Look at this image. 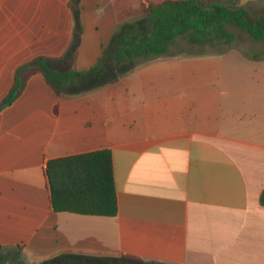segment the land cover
<instances>
[{"label":"crops","instance_id":"crops-1","mask_svg":"<svg viewBox=\"0 0 264 264\" xmlns=\"http://www.w3.org/2000/svg\"><path fill=\"white\" fill-rule=\"evenodd\" d=\"M165 1L182 0H0V105L38 58L63 66L78 40L75 68L88 70ZM24 76L0 110V249L21 248L24 264H264V91L228 85L225 53L162 57L74 95ZM243 95L262 101L253 119L233 112ZM100 150L112 152L117 216L53 212L47 163Z\"/></svg>","mask_w":264,"mask_h":264},{"label":"trees","instance_id":"trees-1","mask_svg":"<svg viewBox=\"0 0 264 264\" xmlns=\"http://www.w3.org/2000/svg\"><path fill=\"white\" fill-rule=\"evenodd\" d=\"M243 0H182L165 1L151 5L143 18L123 25L110 45L103 49L98 62L90 69L75 68L78 40L72 55L63 66H51L38 58L29 73L41 72L58 95L81 94L120 78L139 65L172 56L170 49L175 40L187 36L189 44H233L235 36L229 31L233 25L246 32L254 41L264 42V16L252 19L240 5ZM80 30L78 31V34ZM140 60V63L133 64ZM129 69L115 73L97 83L86 86L104 76L113 67L129 65ZM16 83L2 110L16 98L25 76ZM46 177L50 203L55 213H70L94 217H116L118 199L114 179L113 157L110 150L75 155L51 160L47 163ZM264 207V191L260 197ZM143 264L123 258H94L76 254H63L40 264ZM0 264H24L21 248L14 251L0 249ZM144 264H158L148 262Z\"/></svg>","mask_w":264,"mask_h":264},{"label":"rangeland","instance_id":"rangeland-1","mask_svg":"<svg viewBox=\"0 0 264 264\" xmlns=\"http://www.w3.org/2000/svg\"><path fill=\"white\" fill-rule=\"evenodd\" d=\"M240 5L252 19L264 16V0H243ZM229 31L235 36L233 44L226 45L214 42L204 45H191L189 44L188 37L182 36L175 40L170 49V53L172 55L186 54L192 56L225 53L227 77L228 79L229 77L231 78L228 80V85L240 92L249 91V93H253L258 91L260 94L261 91H264V42L254 41L246 32L239 30L233 25L229 26ZM134 63H140V60H136ZM131 65L113 67L104 76L99 77L100 79L86 84V86L111 77L115 73L124 72ZM253 77L260 78L259 83H249ZM238 99L236 98V105L233 112L239 113L242 119H253L252 113L261 112L263 107L261 99H256L259 102L255 106L254 103H251L253 100L248 99V96L243 95L242 100L245 101H241V103ZM236 135H240V133ZM245 135L247 134L245 133ZM102 264L104 263L102 262Z\"/></svg>","mask_w":264,"mask_h":264}]
</instances>
